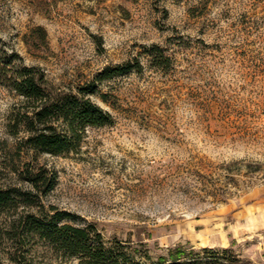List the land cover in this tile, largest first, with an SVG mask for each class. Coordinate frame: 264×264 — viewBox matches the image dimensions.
Segmentation results:
<instances>
[{
    "label": "rangeland",
    "instance_id": "1",
    "mask_svg": "<svg viewBox=\"0 0 264 264\" xmlns=\"http://www.w3.org/2000/svg\"><path fill=\"white\" fill-rule=\"evenodd\" d=\"M0 38L52 86L93 84L115 118L75 151L30 150L10 128L23 98L0 85V186L36 193L25 170H48L45 209L144 243L145 264H264V0H0ZM153 45L170 67L152 65ZM135 57L142 72L97 80ZM38 208L0 214V264H67L6 233ZM177 248L186 255L172 260Z\"/></svg>",
    "mask_w": 264,
    "mask_h": 264
},
{
    "label": "trees",
    "instance_id": "2",
    "mask_svg": "<svg viewBox=\"0 0 264 264\" xmlns=\"http://www.w3.org/2000/svg\"><path fill=\"white\" fill-rule=\"evenodd\" d=\"M40 29V39L46 43V30ZM148 51H152V65L170 67L171 57L161 46L153 45ZM143 69V62L135 57L106 67L97 80L105 81L130 71L142 72ZM0 85L23 98L21 108L12 116L10 128L14 135L25 134L22 143L30 150L52 155L66 154L77 149L87 127L115 123L114 116L92 99L91 95L95 93L93 84L81 86L77 91L52 86L41 67L24 63L21 54L1 38ZM23 175L37 192L23 191L17 186H0V214L15 212L22 204L39 208L37 212L12 216L6 230L11 239H28L26 245L35 240L67 264H145V259L151 258L142 242L134 243L116 236L106 238L94 222L56 206L45 209L41 196L53 190L57 181L48 170L27 169ZM185 255L186 250L182 248L170 251L172 260ZM20 257L13 255L10 259L15 264H34ZM159 260L163 263L167 259L160 256Z\"/></svg>",
    "mask_w": 264,
    "mask_h": 264
}]
</instances>
